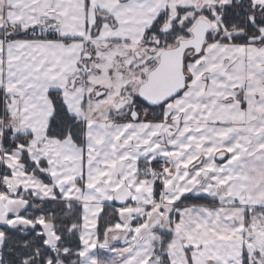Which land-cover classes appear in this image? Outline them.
<instances>
[{"label": "snow or ice", "instance_id": "1", "mask_svg": "<svg viewBox=\"0 0 264 264\" xmlns=\"http://www.w3.org/2000/svg\"><path fill=\"white\" fill-rule=\"evenodd\" d=\"M0 264H264V0H0Z\"/></svg>", "mask_w": 264, "mask_h": 264}]
</instances>
